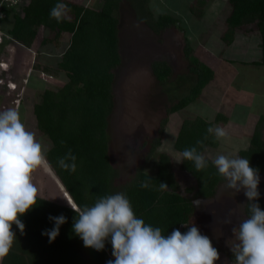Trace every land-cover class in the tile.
<instances>
[{
  "label": "trees",
  "instance_id": "trees-1",
  "mask_svg": "<svg viewBox=\"0 0 264 264\" xmlns=\"http://www.w3.org/2000/svg\"><path fill=\"white\" fill-rule=\"evenodd\" d=\"M3 2L0 0V24L12 20L6 33L13 44L30 50L39 28L48 30L41 41L42 46L59 47L63 37L66 34L69 36L68 46L61 53L58 63L67 80L56 91H43L40 99L34 103L32 112L38 131L51 143L45 155L59 179L62 198L68 206L37 197L36 205L20 217L25 225L24 233L21 234L13 225L16 239L8 254L1 257L0 264H108L109 260H114L111 244L106 241L101 251L86 248L73 232L76 213L70 204L81 208L91 206L100 196L118 192L127 196L136 217L146 224L161 228L165 235L173 229L185 233L188 229L182 223L190 225L192 222L195 210L193 201L213 197L217 187L225 181L212 161L205 156L208 166L199 172L190 161L180 163V169L195 180V186L182 190L170 156L164 152L155 153L159 146L157 140L149 152L150 156H157L155 173L149 174L144 166H140L128 182L117 187L115 180L118 173L113 163L109 137V120L114 110V71L122 62L118 13L132 9L136 17L156 34L175 26L185 35L184 54L191 63L192 83L168 109L169 115L197 102L215 76L214 70L195 56L186 36L187 28L181 26L182 21L164 12L154 16L149 0H99L98 7L89 6V0H63L70 11L60 22L49 15L58 0H29L22 7L21 14L12 13ZM228 5L230 12L225 18L227 30L221 40L229 46L238 30L254 25L260 39V58L242 64L264 66V0H228ZM190 11L197 18H202L201 11L194 4ZM0 67L6 68V63L0 64ZM151 69L160 83L169 81L172 76V68L166 62L155 61ZM7 86L11 89L14 87ZM168 121V117H165L163 125ZM214 122L227 123L228 117L216 113ZM214 122L200 116L184 119L173 143L174 150L181 153L195 146L205 154L208 148H216L218 140L207 132ZM263 129L264 115H260L254 124L249 148L239 152V156L247 158L250 166L258 169L259 174H264ZM197 141H202L203 147L197 145ZM69 150L76 157L74 172L62 169L58 164V159L63 158ZM162 182L168 185V190H160ZM142 184L148 186L142 187ZM256 202L264 210L261 196ZM245 213L247 217L250 215L248 200ZM60 215L66 217V223L60 226L58 237L50 243L42 233L54 227L49 217ZM229 259L233 262V253Z\"/></svg>",
  "mask_w": 264,
  "mask_h": 264
},
{
  "label": "rangeland",
  "instance_id": "rangeland-1",
  "mask_svg": "<svg viewBox=\"0 0 264 264\" xmlns=\"http://www.w3.org/2000/svg\"><path fill=\"white\" fill-rule=\"evenodd\" d=\"M28 1L4 0L3 4L12 13L21 14ZM87 3L91 7L100 5L99 0ZM193 4L201 11V19L190 11ZM149 7L154 16L164 12L182 21L181 26L187 28L186 36L195 56L212 68L215 76L197 102L173 115L167 114L192 83L191 63L184 54L185 35L175 26L156 34L136 17L132 9L118 13L122 62L114 71V110L109 120L111 154L118 173L115 184L120 187L128 182L140 166H144L149 174L155 173L157 156H150L149 152L158 140L155 153L164 152L170 156L177 182L183 190L195 186V180L180 169V163L176 162L180 153L173 148L184 119L200 116L214 122L219 112L228 117L227 123L214 122L212 126L224 127L229 135L218 140L216 148L206 150L204 155L211 161L221 154L239 156L241 150L249 148L254 124L260 115H264V66L242 62L260 58V39L254 25H250L238 30L231 45L221 40L227 30L228 0H149ZM11 25L10 19L0 24L3 28L0 29V64L6 63L5 69L0 67V111L17 109L25 127L35 133L46 152L51 143L37 129L33 105L44 90L56 91L65 84L67 78L58 63L68 46L69 36L63 37L59 47L42 46L41 41L48 30L39 28L26 63L18 64V55L24 48L10 41L6 29ZM155 61L171 66L169 81L160 83L155 79L151 69ZM8 84L15 88L11 90ZM165 117L169 121L163 125ZM262 137L264 141V129ZM259 177L258 191L264 204V174H259ZM33 182L39 189L37 197L68 206L52 169L48 173L36 171ZM225 184L226 181L217 187L213 197L194 200L201 201V204L194 205L190 223H194L202 235L208 236L218 250L220 259L215 264H232L230 246L236 242L232 228L248 218L244 192L236 193L227 189ZM226 219H231L232 223H225Z\"/></svg>",
  "mask_w": 264,
  "mask_h": 264
},
{
  "label": "clouds",
  "instance_id": "clouds-1",
  "mask_svg": "<svg viewBox=\"0 0 264 264\" xmlns=\"http://www.w3.org/2000/svg\"><path fill=\"white\" fill-rule=\"evenodd\" d=\"M69 11L63 0H58L49 15L60 22ZM207 132L217 140L229 135L220 126L209 127ZM197 145L203 147V142L197 141ZM185 160L192 162L197 172L208 166L205 155L195 146L183 150L176 162ZM75 161V155L69 150L58 159V164L62 169L74 172ZM212 164L226 181L225 187L236 193L243 191L248 200L250 215L232 228L236 241L230 246L234 255L232 264H264V210L256 202L260 196L258 169L251 167L247 158L223 154L217 155ZM38 170L51 171L43 145L35 133L25 127L17 109L0 111V257L8 254L16 239L13 225L24 233L25 225L20 217L37 203L39 189L33 182V174ZM159 186L162 191L168 190L166 183ZM193 204L199 206L201 201ZM70 207L76 213L73 232L86 248L101 251L106 241L111 244L114 260H109L108 264H215L220 259L209 237L202 235L194 223H182L188 229L185 233L173 229L165 235L161 228L136 217L124 193L100 196L91 206L81 208L70 204ZM49 220L54 222V227L42 235H46L51 243L58 237L66 217L50 216ZM225 223L232 221L226 219Z\"/></svg>",
  "mask_w": 264,
  "mask_h": 264
},
{
  "label": "crops",
  "instance_id": "crops-1",
  "mask_svg": "<svg viewBox=\"0 0 264 264\" xmlns=\"http://www.w3.org/2000/svg\"><path fill=\"white\" fill-rule=\"evenodd\" d=\"M27 52V53H25ZM28 53H30V51L28 50H25L23 52H21L19 55H18V64L22 63L25 59H27V56L29 55ZM3 69V68H2ZM5 69V68H4ZM15 88V87H14ZM12 90V89H11ZM45 91V90H44ZM12 92V91H11ZM176 138V137H175Z\"/></svg>",
  "mask_w": 264,
  "mask_h": 264
}]
</instances>
